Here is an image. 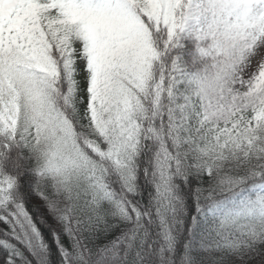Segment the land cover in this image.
<instances>
[{
  "label": "snow or ice",
  "instance_id": "6c2138e0",
  "mask_svg": "<svg viewBox=\"0 0 264 264\" xmlns=\"http://www.w3.org/2000/svg\"><path fill=\"white\" fill-rule=\"evenodd\" d=\"M33 260L264 264V0H0V264Z\"/></svg>",
  "mask_w": 264,
  "mask_h": 264
},
{
  "label": "trees",
  "instance_id": "16d2710c",
  "mask_svg": "<svg viewBox=\"0 0 264 264\" xmlns=\"http://www.w3.org/2000/svg\"><path fill=\"white\" fill-rule=\"evenodd\" d=\"M181 43H182L183 47L174 50V55L179 57L181 62H182L183 67L186 68L190 73H192L194 71L187 64V58H188V55L190 54V51L192 49V45H191L190 41H188V40H182ZM32 203L38 204V201H33ZM29 208L31 209V204H29ZM32 215L34 216V218H37V220H38L39 214L34 209L32 210ZM38 226L41 227L42 235L45 239V242L48 245L49 252L51 253L53 248H54V242L51 238V233L46 226L39 225V223H38ZM13 243H15V242H13ZM20 247H21V250L24 251V254L28 255L27 250L23 249L22 246H20ZM29 259H32L31 256H29ZM32 264H36V261L33 260Z\"/></svg>",
  "mask_w": 264,
  "mask_h": 264
},
{
  "label": "rangeland",
  "instance_id": "374dc122",
  "mask_svg": "<svg viewBox=\"0 0 264 264\" xmlns=\"http://www.w3.org/2000/svg\"><path fill=\"white\" fill-rule=\"evenodd\" d=\"M188 41H190V40H188ZM190 43L192 45V49L190 51V54L188 55L187 64L194 71L193 61H194L195 58L198 57V52L196 50L195 44L192 41H190Z\"/></svg>",
  "mask_w": 264,
  "mask_h": 264
}]
</instances>
